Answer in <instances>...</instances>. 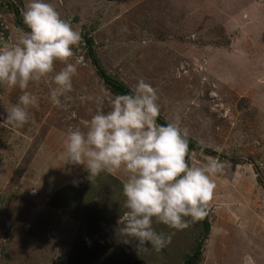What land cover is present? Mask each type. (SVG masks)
Returning a JSON list of instances; mask_svg holds the SVG:
<instances>
[{"label":"rangeland","instance_id":"rangeland-1","mask_svg":"<svg viewBox=\"0 0 264 264\" xmlns=\"http://www.w3.org/2000/svg\"><path fill=\"white\" fill-rule=\"evenodd\" d=\"M48 2L81 33L69 59L77 71L60 106L49 99L55 87L49 75L26 89L38 97L26 124L0 120V264H182L201 240V218H185L182 229L154 220L171 242L160 251L147 244L138 251L134 238L115 227L116 205L125 201L123 168L111 172L119 185L98 207L74 201L80 188L69 185L86 170L64 164L66 134L109 110L116 96L92 53L130 90L140 78L157 89L159 116L179 117L203 149L188 152L189 164L224 162L206 206L210 231L197 264H264V0ZM28 3L0 0V40L18 39ZM23 91L0 85V114Z\"/></svg>","mask_w":264,"mask_h":264},{"label":"clouds","instance_id":"clouds-1","mask_svg":"<svg viewBox=\"0 0 264 264\" xmlns=\"http://www.w3.org/2000/svg\"><path fill=\"white\" fill-rule=\"evenodd\" d=\"M22 18L27 31L19 29L15 41L0 40V85L25 90L0 114L3 123L15 127L26 124L28 109L38 105V97L26 91L30 82L51 75L55 87L49 99L56 106L72 91L77 67L69 59L82 39L48 0H29ZM56 62L64 64L59 71ZM158 101L157 89L140 78L129 93L114 96L109 110L97 111L83 129H69L63 144L64 164L83 165L89 181L105 171L125 170L126 211L118 222L120 232L134 238L138 251H147L146 244L160 251L171 242V235L154 229V219L182 229L187 227L185 218H203L217 186L214 177L224 168L216 158L189 164L188 130L181 128L179 117L158 123Z\"/></svg>","mask_w":264,"mask_h":264},{"label":"trees","instance_id":"trees-1","mask_svg":"<svg viewBox=\"0 0 264 264\" xmlns=\"http://www.w3.org/2000/svg\"><path fill=\"white\" fill-rule=\"evenodd\" d=\"M6 2H8V1H6ZM12 11L16 16V19H18L19 11L17 9H13ZM20 26H22L23 29L25 31H27L26 26L22 23V21L20 23ZM92 44H93L92 38L86 37V43H85L86 48H88V49L90 48V50H91ZM91 61L94 64V66L96 67L99 75L102 77V79L106 82V84L108 85L110 90L115 95L127 94L130 92V88L126 87L122 81L113 78L111 75H109L100 66L97 57L93 53L91 54ZM158 123L166 124L167 121H165L164 119H162L159 116L158 117ZM195 149L203 150L202 147L199 148V146L196 145V143H194L192 140L189 139V151H193ZM186 160L189 162L188 155L186 157ZM100 175L97 176L95 179L89 181L87 179L88 173L85 171L82 175L79 176L80 177L79 180H77V181L75 180V181L71 182V184L69 185L70 187L80 188L79 191L73 192V194H72L74 201H77V200L84 201L85 204H87L88 209L93 208V207H95V208L98 207L99 204L101 203L103 197L108 192H111L114 189L111 187L112 186L116 187V184H117L116 178L111 173L105 171V172H102ZM114 183H116V184H114ZM117 185H119V184H117ZM120 187L123 188V183L120 185ZM59 193H60V190L58 192H56V195ZM54 197H55V195H54ZM68 201L71 202L69 199H68ZM125 211H126V209L124 208V201H122L121 203H117L116 210H115V212H117V215L114 218L122 217V215ZM154 220H153V225L155 224ZM200 222L202 224L201 240L192 249V251L184 257L182 264H197L200 261L201 243H202V240L207 237V235L210 231V224H209V221L207 219V214L203 218L200 219ZM115 227L119 228V227H121V225L118 223H115ZM112 256L113 255H111V257Z\"/></svg>","mask_w":264,"mask_h":264}]
</instances>
